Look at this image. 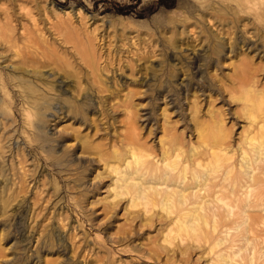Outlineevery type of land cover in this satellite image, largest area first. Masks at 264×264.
<instances>
[{
	"label": "rangeland",
	"instance_id": "1",
	"mask_svg": "<svg viewBox=\"0 0 264 264\" xmlns=\"http://www.w3.org/2000/svg\"><path fill=\"white\" fill-rule=\"evenodd\" d=\"M249 71L263 97L264 0H0V264H264V200L179 234L111 171L215 133L240 160Z\"/></svg>",
	"mask_w": 264,
	"mask_h": 264
},
{
	"label": "bare ground",
	"instance_id": "2",
	"mask_svg": "<svg viewBox=\"0 0 264 264\" xmlns=\"http://www.w3.org/2000/svg\"><path fill=\"white\" fill-rule=\"evenodd\" d=\"M191 55L192 60H197L202 53L193 48ZM255 75L251 77L249 71L246 77L238 78L243 88L241 99L248 103L246 114L253 126L238 152L240 160L227 151L223 138L216 133L211 140L205 139L209 149L189 153L188 157L184 156V144L179 140H170L162 146V156L157 160L158 155L149 158L152 153L143 154L133 142L125 166L111 165L115 174V196H128L132 207L141 203L147 212L159 208L170 216L183 211L172 222L179 234L189 230L196 232L197 227L210 223L216 228L219 225L216 212L221 210L228 215L243 211L244 224L254 228L253 219L257 214L253 209L264 200V189L255 192L256 188L264 187V96H253ZM238 165L244 168L243 176L235 170ZM219 258L217 264H235L234 258L230 263L222 254ZM250 264H254L253 257Z\"/></svg>",
	"mask_w": 264,
	"mask_h": 264
}]
</instances>
